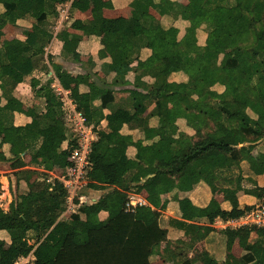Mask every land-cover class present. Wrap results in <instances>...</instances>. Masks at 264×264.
<instances>
[{"label":"trees","instance_id":"16d2710c","mask_svg":"<svg viewBox=\"0 0 264 264\" xmlns=\"http://www.w3.org/2000/svg\"><path fill=\"white\" fill-rule=\"evenodd\" d=\"M68 1L0 0L4 7L0 13V42L4 27L14 22L13 12L18 7L37 23L24 40L3 41L8 63L0 64V81L4 85L1 97L6 103H16L18 85L35 69L49 72V64L64 89L85 87L88 98L71 96L76 110L84 114L87 124L94 123L98 134L92 144L86 188L106 192L95 202H81L82 194L78 193L74 201L78 209L69 214V190L59 178L52 182L38 180L23 194L16 190L9 210L0 204V230H5L10 238V243L0 238V264H16L30 257V264H152L154 245L165 241L168 235L191 236L197 222L213 224L216 218L241 219L264 204V186L258 187L256 203L235 204L228 210L214 212L187 194L202 182L200 170L210 158L225 156L249 162L257 143L264 142V0H195L202 8L196 17H189L180 2L143 0L147 5L143 11L116 18L104 16L103 10L113 6L112 0H105L92 9V19H75L70 24L71 28L91 35L114 36L118 51L110 63L103 64L102 70L109 75L104 74V80L99 71L73 74L53 54L46 55L53 34L43 24L49 16L59 14V3ZM149 7L158 11L161 18L151 14ZM217 14L235 19L236 31L222 35L217 44L208 37L205 45H199L198 29L208 23L211 31ZM167 16L188 20L181 39L178 27L164 23ZM63 42L62 54L80 62V40L64 37ZM143 48L151 50L155 61L146 69L132 66ZM198 61L202 65L193 77L183 82L170 80L173 73H187ZM131 72L132 82L127 78ZM92 74L100 81H94ZM147 75L154 81L146 82L143 77ZM30 81L35 94L46 100V112L36 115L37 124L16 125L14 112L8 108L1 110L0 149L9 143L13 157L21 159L22 154L38 146L32 155L34 163L40 158L52 161L62 152L68 158L77 146L78 136L66 122L60 92L52 86L53 79ZM129 84L132 87H124ZM119 91L131 94V109L117 101ZM172 97L183 101L184 108L171 107ZM96 101L101 102L100 108H95ZM200 106L212 110L209 117L193 112ZM51 112L57 117L52 119L48 115ZM142 116L144 134L134 140L125 134L124 127ZM151 119L170 124L151 125ZM179 119L186 120V125L205 119L211 126L203 133L190 135L180 130ZM103 120L107 125L102 128ZM130 139L136 148L134 156L117 149ZM66 142L68 150H63ZM260 156L264 159V151ZM5 159L0 150V161ZM254 171L263 172L264 163ZM213 174L212 193L218 188L216 170ZM253 176L254 173L248 177L256 183ZM242 179V175L238 176L235 186L239 187ZM147 187L151 188L148 201L155 207L157 217L149 224L126 209L129 193H141ZM174 190L177 193L171 201L177 216L161 214L157 209L163 206V195ZM256 230L264 234V228L254 225L241 226L237 232L219 231L212 226L213 237L208 242L216 240V247H209L185 264H261L264 245L248 242L240 257L232 252L238 235L248 239Z\"/></svg>","mask_w":264,"mask_h":264},{"label":"crops","instance_id":"0c3cea01","mask_svg":"<svg viewBox=\"0 0 264 264\" xmlns=\"http://www.w3.org/2000/svg\"><path fill=\"white\" fill-rule=\"evenodd\" d=\"M105 0H70L66 3H59L57 5L59 14L56 16H49V18L44 22L43 27L47 28L52 34L53 38L49 46L47 47L46 55L48 53L53 54L58 63H61L63 68L72 72L73 74L99 71L101 79L104 80L105 71L102 70L103 64H108L112 60V55L118 51V45L112 34H104L103 36L91 35L88 32L73 29L70 24L75 19L89 20L92 19V9ZM159 3L160 0H154ZM175 2H180L186 7V12L189 17H196L200 14L202 8L198 5L195 0H173ZM113 6L111 8H105L103 14L107 18H116L120 16L131 17L137 12L143 11L146 8V4L143 0H112ZM67 6V7H66ZM66 8L68 10V18L63 16L60 10ZM150 13L156 18H161V15L155 9L149 7ZM4 11L3 5L0 4V13ZM14 22L8 23L4 27V36L0 42V64H7L8 60L5 56V51L3 48V41L7 39L18 38L24 40L29 33L34 31L36 27V22L32 17H29L24 9L18 7L13 12ZM166 26L174 25L179 28L178 38L181 39L185 33L186 28L189 25L188 20L180 17H170L167 16L163 19ZM215 26L211 31L210 25L208 23H203V26L198 29V44L205 45L207 38L210 37L214 44H217L219 39L224 34H233L236 31V20L225 15L217 14L214 18ZM68 37L70 39H79V52L81 53V61L76 62L66 58L63 54V38ZM47 60V58H46ZM95 62L96 65L92 66ZM155 63L151 50L148 48H143L141 50L140 56L132 66H140L141 68H149ZM202 62L198 61L191 67L199 66L195 73L201 67ZM191 67L188 69L187 73L183 71L175 72L172 74L170 80L183 82L187 81L189 77H193L195 73L190 74ZM49 72H45L41 69H35L26 80L20 83L17 87L15 96L18 99L16 103H6V99L1 97L3 90V82L0 81V111L3 109H11L14 112V123L16 125H25L27 123L37 124L38 120L36 115L46 112L45 102L46 100L40 96H37L34 89L31 86V78L39 79L41 82H46L47 80L53 79L52 86L56 88L60 93V98L64 103V108L66 110V122L69 126L73 128V115L76 106L74 104L72 94L80 95L84 98L89 97L87 89L85 87L74 86L72 89H64L58 77L55 74L54 69L49 64ZM94 68V69H93ZM105 70V69H104ZM106 75V74H105ZM109 76V75H106ZM114 77V75L112 74ZM43 78H46L44 81ZM110 78V77H109ZM131 82L134 79V73H129L127 77ZM146 82H152L154 79L147 75L143 77ZM92 79L94 81H100V77L92 74ZM101 83V82H99ZM125 88L132 87V84L125 85ZM119 90V87H116ZM221 91V87L218 88ZM117 101L127 108H132L134 99L129 92L119 91L117 93ZM222 102L225 100H221ZM179 102V104H177ZM177 97L170 98V106L173 108H184ZM184 103V102H183ZM101 102H95V108H100ZM203 110H199V109ZM193 112L199 114H207L209 117L212 110L209 107H197ZM108 113V110H105ZM52 119L57 116L55 113H48ZM144 116L138 117L134 121L125 125V134L131 136L134 140H138L143 137L142 127L144 125ZM186 120L179 119L178 123L180 125V130L193 135L194 133H203L208 130L211 126L209 120H193L186 125ZM151 125L159 123L160 126L168 127L169 122L165 120L151 119ZM94 129V123L89 124ZM107 121L103 120L101 126L106 127ZM203 126V128H199ZM200 129V130H199ZM98 137V134L93 130ZM1 139V137H0ZM67 142L63 144V150L67 149ZM38 146L31 148L28 152L22 154L21 159H16L10 152V144L4 143L0 150H3L6 159L0 161V204L5 210H9L11 203L16 199V189H29L36 177L37 180L42 179L43 174L52 175L61 180L63 173L65 172L67 165V157L65 153H60L54 160H48L44 158L38 159V162L34 163L32 161V155L37 151ZM117 149L125 152L129 156H134L136 153L135 146L132 145L131 139L127 143H122L117 146ZM128 150H132L131 153ZM264 151V142L259 141L252 151L253 158L247 161H238L225 156H217L210 158L207 163L201 168L200 172L202 174V182L200 185L195 187L191 192L187 193L193 198V200L202 205H207L210 212H214L217 209L228 210L235 204H254L258 201L257 196L259 193L258 187L264 186V171L256 174L255 169H257L261 164L264 163V159L260 156V152ZM213 170H216L217 174V190L216 192H211L210 183L214 177ZM251 173V174H250ZM254 173L253 176L256 183L250 179V175ZM42 174V175H40ZM62 176H59V175ZM204 175H208L205 178ZM243 176L242 183L239 187L235 186L237 183V177ZM106 190H94V192H100ZM151 191L150 187L143 189L140 193L145 196L148 200V194ZM93 192V190H92ZM177 192L174 190L170 193L163 195V206L157 209L161 214H166L169 216H177V211L172 208L174 205L171 198ZM88 194V193H87ZM82 194L88 202H95L96 199L90 194ZM93 195V194H92ZM222 196V197H221ZM100 198V197H99ZM149 202V201H148ZM264 203V202H263ZM155 207L152 204L140 208L136 217L143 220L145 223H152L157 219L155 215ZM195 228V234L191 236L178 234L176 238H168L165 241L159 242L154 245L152 250V264H175L180 262V264H185L188 259L195 257L199 254H203L209 247H216V240L211 243L208 240L213 237L211 234V227L221 231L229 229V231H238L241 227L238 222L232 220H223L221 218H216L213 224H204L202 222H197ZM244 226V225H243ZM252 226V225H250ZM255 226V225H254ZM239 227V228H238ZM260 227V226H257ZM264 228V227H260ZM0 238L6 240L10 243V238L5 230H0ZM220 242V237H217ZM248 242H252L257 245H264V234L261 231H252L248 239H244L241 236H237L233 244L232 252L235 256L240 257L245 245ZM197 245L202 246L203 249L194 252L193 255L189 256L190 250H195ZM239 250L236 251V249ZM21 259L20 261L24 260ZM177 260V261H176ZM191 264H198V262H193ZM261 264H264L261 263Z\"/></svg>","mask_w":264,"mask_h":264},{"label":"built area","instance_id":"2783aa9c","mask_svg":"<svg viewBox=\"0 0 264 264\" xmlns=\"http://www.w3.org/2000/svg\"><path fill=\"white\" fill-rule=\"evenodd\" d=\"M67 7V6H66ZM63 16L68 18V10L66 8L61 10ZM73 130L78 136L77 146L71 150L67 158V165L61 181L65 187L75 194L73 199H68V211L73 206L74 198L78 191L87 185L89 178L88 172L91 167L90 153L92 144L97 139L93 127L86 123V117L82 112L74 110L73 115ZM81 202H87L83 195L79 197ZM149 204L147 198L140 193L130 192L126 209L131 212H136ZM238 222L239 226L255 225L264 227V204L258 205L255 210L248 213L241 219H233Z\"/></svg>","mask_w":264,"mask_h":264},{"label":"rangeland","instance_id":"374dc122","mask_svg":"<svg viewBox=\"0 0 264 264\" xmlns=\"http://www.w3.org/2000/svg\"><path fill=\"white\" fill-rule=\"evenodd\" d=\"M199 66H195V67H191V70H190V74H193V73H195V71L197 70V68H198ZM230 72H232V71H230ZM43 80L45 81L46 80V78H43ZM181 103V105L183 106L184 105V103L183 102H180ZM177 104H179V102H177ZM185 106V105H184ZM199 110H203V109H199ZM199 128H203V126H199ZM200 130V129H199ZM128 152L129 153H131L132 152V150H128ZM59 176H62L61 174L59 175ZM205 176V178H208L209 176L208 175H204ZM40 177H42V176H40ZM55 179H57V177H54V176H52V175H50V174H48V175H44V177H42V179L40 178L39 180H45V181H47V182H52V181H54ZM31 181H34L33 183H35V182H37L38 180H37V178L35 177L34 178V180H31ZM128 181H129V179H128ZM32 183V184H33ZM17 190V192H18V194H23V193H25V192H27V189H22V188H20V189H16ZM106 191H100V192H94V190H93V192H92V189H89V188H86V186H84L83 188H81L79 191H78V193H80V194H90L91 193V196H94L96 199H99V197H101L104 193H105ZM87 194V195H88ZM93 194V195H92ZM74 193H73V191H71V193L69 192V197L71 198V199H73V197H74ZM77 196V195H76ZM222 197V196H221ZM75 199H76V197L74 198V201H75ZM70 200V199H69ZM89 201V200H88ZM87 201V202H88ZM92 202H93V200H92ZM76 209H78V205H76L74 202H73V206L70 208V213L69 214H71V213H74L75 211H76ZM136 213H137V211H136ZM67 218V220H70L71 221V218L70 217H66ZM239 228V227H238ZM30 243H33V241H31ZM201 249H203L202 248V246H200V245H197V247H195V250H190L189 251V256H191V255H193V253L194 252H197L198 250H201ZM237 250H239V248H237L236 249V251L235 252H237ZM32 261H33V259H32V257H30V259H27V258H25L24 260H22V261H19L18 263H16V264H30V263H32ZM177 261V260H176ZM175 264H180V262H176Z\"/></svg>","mask_w":264,"mask_h":264}]
</instances>
